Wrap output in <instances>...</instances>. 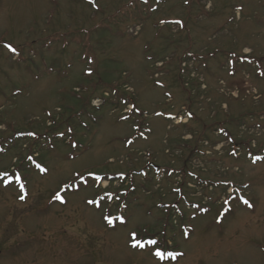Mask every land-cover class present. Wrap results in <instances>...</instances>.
<instances>
[{
	"label": "rangeland",
	"instance_id": "rangeland-1",
	"mask_svg": "<svg viewBox=\"0 0 264 264\" xmlns=\"http://www.w3.org/2000/svg\"><path fill=\"white\" fill-rule=\"evenodd\" d=\"M0 148V264H264V0H0Z\"/></svg>",
	"mask_w": 264,
	"mask_h": 264
},
{
	"label": "snow or ice",
	"instance_id": "snow-or-ice-1",
	"mask_svg": "<svg viewBox=\"0 0 264 264\" xmlns=\"http://www.w3.org/2000/svg\"><path fill=\"white\" fill-rule=\"evenodd\" d=\"M57 199L59 200L60 199V197L59 196H57ZM61 202H63V201H61ZM109 223H111V221H109ZM133 247H137V245L136 244H133L132 245ZM140 247H143V245L141 244V245H139ZM159 255V254H158Z\"/></svg>",
	"mask_w": 264,
	"mask_h": 264
},
{
	"label": "bare ground",
	"instance_id": "bare-ground-1",
	"mask_svg": "<svg viewBox=\"0 0 264 264\" xmlns=\"http://www.w3.org/2000/svg\"><path fill=\"white\" fill-rule=\"evenodd\" d=\"M103 185L105 186V185H106V183H105V182H103Z\"/></svg>",
	"mask_w": 264,
	"mask_h": 264
}]
</instances>
